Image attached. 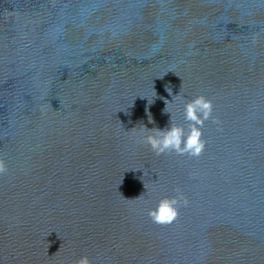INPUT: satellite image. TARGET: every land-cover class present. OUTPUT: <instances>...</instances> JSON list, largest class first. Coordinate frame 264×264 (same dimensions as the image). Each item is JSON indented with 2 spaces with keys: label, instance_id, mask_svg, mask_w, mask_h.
Here are the masks:
<instances>
[{
  "label": "water",
  "instance_id": "obj_1",
  "mask_svg": "<svg viewBox=\"0 0 264 264\" xmlns=\"http://www.w3.org/2000/svg\"><path fill=\"white\" fill-rule=\"evenodd\" d=\"M0 161V264H264V0H0Z\"/></svg>",
  "mask_w": 264,
  "mask_h": 264
},
{
  "label": "clouds",
  "instance_id": "obj_2",
  "mask_svg": "<svg viewBox=\"0 0 264 264\" xmlns=\"http://www.w3.org/2000/svg\"><path fill=\"white\" fill-rule=\"evenodd\" d=\"M172 94V91H169ZM167 109V101L165 112ZM213 105L210 100L204 96L197 97L185 106V116L191 121V131L185 136V130L181 126L172 125L165 129H149L150 134L144 137V142L151 146L157 155L166 151H176L177 153H189L198 156L203 148L204 142L201 140V127L204 121L211 117ZM168 113V112H167ZM150 122H152L150 120ZM146 128V127H145ZM148 129V128H147ZM5 170L3 161H0V172ZM182 199L181 195L173 198L164 199L159 207L150 212L155 223L168 224L174 221L178 216V205ZM186 203V201H185ZM78 264H91L88 257H81Z\"/></svg>",
  "mask_w": 264,
  "mask_h": 264
}]
</instances>
